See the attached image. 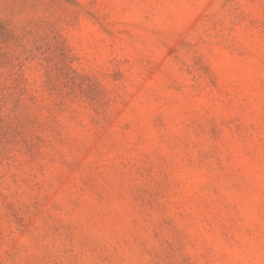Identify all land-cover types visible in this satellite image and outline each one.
<instances>
[{"label":"rangeland","instance_id":"1","mask_svg":"<svg viewBox=\"0 0 264 264\" xmlns=\"http://www.w3.org/2000/svg\"><path fill=\"white\" fill-rule=\"evenodd\" d=\"M0 264H264V0H0Z\"/></svg>","mask_w":264,"mask_h":264}]
</instances>
